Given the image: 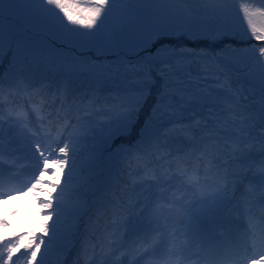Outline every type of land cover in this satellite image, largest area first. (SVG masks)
I'll list each match as a JSON object with an SVG mask.
<instances>
[{"label": "snow or ice", "instance_id": "6c2138e0", "mask_svg": "<svg viewBox=\"0 0 264 264\" xmlns=\"http://www.w3.org/2000/svg\"><path fill=\"white\" fill-rule=\"evenodd\" d=\"M260 4L0 0V264H264Z\"/></svg>", "mask_w": 264, "mask_h": 264}, {"label": "rangeland", "instance_id": "374dc122", "mask_svg": "<svg viewBox=\"0 0 264 264\" xmlns=\"http://www.w3.org/2000/svg\"><path fill=\"white\" fill-rule=\"evenodd\" d=\"M121 142L122 141H119V140L116 141V143H121ZM97 165H98L97 171H103V166H102L100 161H97ZM48 180H51L53 183L63 184L64 180H66V175L61 176L60 173H57V176L55 177V176L50 174V176L48 177ZM48 188H49V186H48ZM48 188L44 191L43 194H40V196L43 199H49L50 194H52L54 197L56 195H58L59 190L53 189V188L48 189ZM27 199H28V197H25V196H13V197L9 198L8 200H0V207L3 206L4 204H6L7 207L14 204L13 207H15L18 202H22V204H25ZM40 224H41V221L37 220L36 225L38 228L36 229L35 232H37L38 237L40 235H42L41 229L39 227ZM44 239L46 241V239H48V237H44ZM64 243H67V241H65ZM43 246L44 245H42L41 248ZM53 251L55 254H57V257H59V261H57L56 264H59L60 261H67L68 262V259L71 256V254L75 252L74 250H72L71 244H68V249L64 252L56 251V250H53ZM40 259H41V252H40L39 256H37V264H39Z\"/></svg>", "mask_w": 264, "mask_h": 264}, {"label": "trees", "instance_id": "16d2710c", "mask_svg": "<svg viewBox=\"0 0 264 264\" xmlns=\"http://www.w3.org/2000/svg\"><path fill=\"white\" fill-rule=\"evenodd\" d=\"M239 2L240 3H248L250 6H252V7H260L261 6V4H260V0H239ZM241 46H243V47H246V46H248L247 44H244V45H241ZM4 70L6 71L7 70V63H5V67H4ZM128 139H131V138H128ZM119 141H122V142H124V143H127V139H125L124 137H121L120 139H119ZM50 167H52V168H55V171H56V173H60V168H59V166L58 165H55V164H50ZM50 176V173L48 174V176H45V179L46 180H48V177ZM56 177V176H55ZM45 187V190L48 188V186L47 185H45L44 186ZM51 187H49L48 189H50ZM44 192H42V193H40V194H43ZM27 206H28V210L27 211H29L28 212V215H26L27 216V221H30V219L31 220H33V221H37V220H40V221H42V219L44 218V214L47 212V211H49L48 209H44V208H42V207H40L39 205H38V202L37 201H33V199H32V201H31V204H27ZM38 208H39V215H36L35 213H37V210H38ZM259 207H257V209H258ZM259 213H260V208H259ZM55 222V217H53V219L51 220V221H49L48 223L49 224H52V223H54ZM47 240L48 239H46V242H47ZM44 247L45 246H43L42 248H41V252H42V254H43V252H44Z\"/></svg>", "mask_w": 264, "mask_h": 264}]
</instances>
